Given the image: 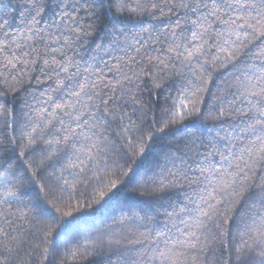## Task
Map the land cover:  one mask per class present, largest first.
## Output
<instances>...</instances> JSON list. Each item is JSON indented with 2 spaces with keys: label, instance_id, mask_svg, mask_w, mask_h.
<instances>
[{
  "label": "snow or ice",
  "instance_id": "6c2138e0",
  "mask_svg": "<svg viewBox=\"0 0 264 264\" xmlns=\"http://www.w3.org/2000/svg\"><path fill=\"white\" fill-rule=\"evenodd\" d=\"M9 93L0 264H264V0L0 3Z\"/></svg>",
  "mask_w": 264,
  "mask_h": 264
},
{
  "label": "trees",
  "instance_id": "16d2710c",
  "mask_svg": "<svg viewBox=\"0 0 264 264\" xmlns=\"http://www.w3.org/2000/svg\"><path fill=\"white\" fill-rule=\"evenodd\" d=\"M0 3L8 4L10 6L16 5V0H0ZM18 11V9H17ZM19 18L16 17L13 21L14 26L18 25ZM135 23V21H133ZM19 96V93L13 94L9 93L7 96L0 97V100H15V106L19 108L20 106V99H17L16 97ZM162 102V101H161ZM11 106V105H10ZM196 118L193 117V120ZM192 121H186V123H191ZM163 139L155 138L153 140V144L157 149H162L164 147H167L169 144V140L174 139V137L171 135V133L168 134H160ZM137 164H139V161H137ZM135 169V165H133ZM145 167L147 165L145 164ZM140 171H143V169H140ZM143 199V198H141ZM77 217L83 216V217H91L93 215L92 212H81V213H74ZM50 219V218H46ZM105 219V217H97L95 221V226H93L91 223L86 224L85 228L87 231L95 232L96 228H102L103 225L100 224V220ZM76 236V233L74 231H70L66 237L63 240L58 241L55 237V234H53L52 237H50V249H54V253L52 256H50V262L51 264H93L94 257L92 256H86V257H73L71 255V252L75 249L76 244L74 242V238ZM35 239H39V236H37ZM45 264H49V262H45Z\"/></svg>",
  "mask_w": 264,
  "mask_h": 264
}]
</instances>
